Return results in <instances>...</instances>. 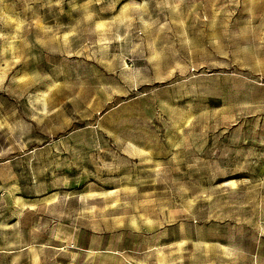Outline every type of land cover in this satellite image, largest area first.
<instances>
[{
    "label": "rangeland",
    "instance_id": "rangeland-1",
    "mask_svg": "<svg viewBox=\"0 0 264 264\" xmlns=\"http://www.w3.org/2000/svg\"><path fill=\"white\" fill-rule=\"evenodd\" d=\"M0 264H264V0H0Z\"/></svg>",
    "mask_w": 264,
    "mask_h": 264
}]
</instances>
